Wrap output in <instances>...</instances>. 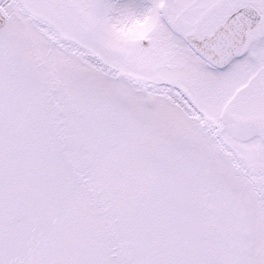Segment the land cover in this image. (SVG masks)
<instances>
[{"label":"snow or ice","instance_id":"6c2138e0","mask_svg":"<svg viewBox=\"0 0 264 264\" xmlns=\"http://www.w3.org/2000/svg\"><path fill=\"white\" fill-rule=\"evenodd\" d=\"M0 264H264V0H0Z\"/></svg>","mask_w":264,"mask_h":264}]
</instances>
